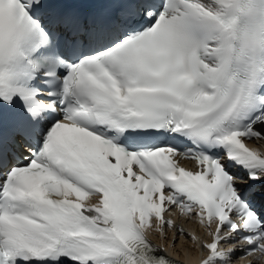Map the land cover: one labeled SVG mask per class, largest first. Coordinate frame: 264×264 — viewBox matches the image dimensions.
<instances>
[{"label": "snow or ice", "instance_id": "1", "mask_svg": "<svg viewBox=\"0 0 264 264\" xmlns=\"http://www.w3.org/2000/svg\"><path fill=\"white\" fill-rule=\"evenodd\" d=\"M257 141L264 0H0V264H264Z\"/></svg>", "mask_w": 264, "mask_h": 264}, {"label": "bare ground", "instance_id": "2", "mask_svg": "<svg viewBox=\"0 0 264 264\" xmlns=\"http://www.w3.org/2000/svg\"><path fill=\"white\" fill-rule=\"evenodd\" d=\"M262 144H264V142H262ZM177 224L180 226H183L185 231L195 232L198 235L202 233V229H199V226L197 224L191 223V222H186L183 218L178 220ZM196 231H198V232H196ZM174 235L175 234L173 231H168V233H167L168 239L167 240L161 239L159 237V238H157L156 241H157L158 245L163 246L168 253H170L176 257H180L181 259L188 261L190 264H193V262L196 261L193 258V256H194L193 254H196L197 251H193L194 246L191 244V241H189L185 237L176 236L175 238L177 239L178 242L175 245H173L172 240L174 238ZM152 236L157 237L158 234H153Z\"/></svg>", "mask_w": 264, "mask_h": 264}]
</instances>
